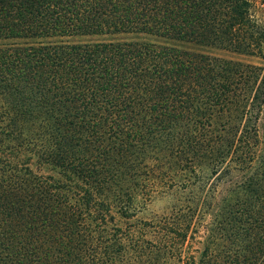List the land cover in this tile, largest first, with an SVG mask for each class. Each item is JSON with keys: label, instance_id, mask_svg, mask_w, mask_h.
<instances>
[{"label": "trees", "instance_id": "16d2710c", "mask_svg": "<svg viewBox=\"0 0 264 264\" xmlns=\"http://www.w3.org/2000/svg\"><path fill=\"white\" fill-rule=\"evenodd\" d=\"M193 47L258 57L250 0H0V264H264V68Z\"/></svg>", "mask_w": 264, "mask_h": 264}, {"label": "rangeland", "instance_id": "374dc122", "mask_svg": "<svg viewBox=\"0 0 264 264\" xmlns=\"http://www.w3.org/2000/svg\"><path fill=\"white\" fill-rule=\"evenodd\" d=\"M251 2V16L256 22L258 31L264 35V0H250ZM133 38V37H132ZM148 41L162 42V40L143 37ZM116 40L118 38H101L100 40ZM188 47V46H187ZM191 48V46H190ZM205 54L217 56L225 59L251 63L253 65L264 68V50L258 57H247L243 55L233 54L220 49H208L193 47ZM149 181H147L148 183ZM159 180H151L146 189L144 197H137L134 205V210L130 213L133 214L131 219H126L118 214L117 224L121 228H126L128 225H137L143 227L144 234L149 243L157 242V231L163 225L174 223L173 216H177L180 209L183 208V201L188 198V195L182 193L180 186L169 187ZM172 218V219H171ZM168 221V222H167ZM201 221L196 220L189 234L187 243L184 245V250L190 255L197 258L203 250V242L206 237L204 228L199 227ZM185 252V253H186Z\"/></svg>", "mask_w": 264, "mask_h": 264}]
</instances>
